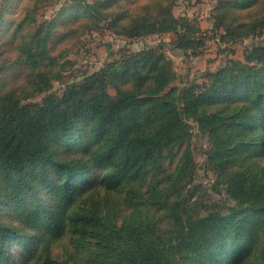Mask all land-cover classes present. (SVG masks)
I'll use <instances>...</instances> for the list:
<instances>
[{
	"label": "trees",
	"instance_id": "16d2710c",
	"mask_svg": "<svg viewBox=\"0 0 264 264\" xmlns=\"http://www.w3.org/2000/svg\"><path fill=\"white\" fill-rule=\"evenodd\" d=\"M4 1L0 264H264V43L182 88L166 53L147 47L57 94L58 51L82 23L132 39L173 33L193 55L203 31L174 14L177 0H70L42 21L54 0H26L12 18ZM214 19L224 43L261 37L264 0H219ZM190 120L209 137L225 207L193 211L182 198L196 168Z\"/></svg>",
	"mask_w": 264,
	"mask_h": 264
},
{
	"label": "rangeland",
	"instance_id": "374dc122",
	"mask_svg": "<svg viewBox=\"0 0 264 264\" xmlns=\"http://www.w3.org/2000/svg\"><path fill=\"white\" fill-rule=\"evenodd\" d=\"M70 0H54L55 4L42 6L38 18L42 21L54 17L62 5ZM93 1V0H86ZM219 0H177L173 8L177 16L187 15L194 19L197 26L203 31L206 44L198 55L185 53L177 49L174 45L176 38L173 33L154 34L132 39L116 33L107 27L106 23H101L97 29H92L87 24L82 23L76 36L65 42L60 50L61 62L68 61L66 69H60L59 78H52L49 92L61 94L66 83L82 81L86 76L100 71L115 61L123 60L127 55L140 51L147 47H159L173 62L178 78L172 83L179 88L184 87L188 81L202 83L204 73L225 65L230 59H244V52L254 44L264 43V35L256 38L245 39L235 44H227L215 36V7ZM0 0V4L4 3ZM53 2V3H54ZM13 7L7 13V17L12 18L18 15L27 6L26 0H14ZM4 46H0V53ZM5 59H14L13 53L9 50L4 52ZM2 59H4L2 57ZM10 81L16 80L15 75H8ZM48 91L38 93L32 97L31 101L41 102ZM111 89V93H114ZM192 124L190 143L194 149V160L196 163L193 181L182 189V198L187 202L189 209L203 212L206 209L225 207L224 201L227 199L223 194L224 186L221 184L217 174L210 168V142L209 137L199 131L195 122ZM179 149L182 153L184 150ZM164 227L168 222L164 220ZM68 239L65 238L57 243L54 248V255L64 257L65 247Z\"/></svg>",
	"mask_w": 264,
	"mask_h": 264
}]
</instances>
